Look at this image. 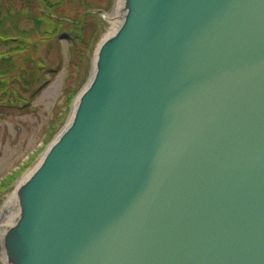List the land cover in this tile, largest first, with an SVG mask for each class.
Wrapping results in <instances>:
<instances>
[{
  "label": "water",
  "instance_id": "95a60500",
  "mask_svg": "<svg viewBox=\"0 0 264 264\" xmlns=\"http://www.w3.org/2000/svg\"><path fill=\"white\" fill-rule=\"evenodd\" d=\"M109 21L0 208V262L264 264V0H115Z\"/></svg>",
  "mask_w": 264,
  "mask_h": 264
},
{
  "label": "rangeland",
  "instance_id": "374dc122",
  "mask_svg": "<svg viewBox=\"0 0 264 264\" xmlns=\"http://www.w3.org/2000/svg\"><path fill=\"white\" fill-rule=\"evenodd\" d=\"M96 1L99 4H104L106 0ZM4 3L9 4V1L5 0ZM61 10L62 8L59 9L60 14ZM108 11L111 12L112 8ZM69 13L72 12L68 11L63 15ZM103 21L105 24L101 22L100 32L105 34L113 27V23L105 18ZM19 25L31 27L34 26V23L25 19L20 21ZM66 27L69 26L66 25ZM39 36L42 35H34L33 38L36 39ZM56 41L55 39H44L41 44L35 46V49L30 46L22 56L14 57L16 63L19 64L17 68L20 71H22V67H25L27 70L25 73L34 75L33 82L36 85L34 83L31 87L38 89V92L33 96L31 89L25 91L20 83L17 84L18 81H15L13 86L21 91L22 100H18L14 95L15 99L8 101L5 98L1 99L2 95H0V182L8 173L21 169L23 166H29L31 159L38 153L37 158L22 175L26 174L37 162L42 154L39 153L41 147L57 132V130H52L53 133L49 138L48 127L51 119L56 116V110L61 106V112L64 111L68 114L69 110L65 105L68 93L78 91L89 75L90 63L84 59V56L78 54L75 57L73 54L72 57L70 51L73 42L67 38H60L59 42ZM7 48L8 46L0 44V52L8 51ZM38 60L45 62L41 71L38 68ZM39 76L40 78L37 80ZM66 89H68L67 93ZM14 186H10L7 191L1 193L0 208ZM0 264L2 263L0 262Z\"/></svg>",
  "mask_w": 264,
  "mask_h": 264
},
{
  "label": "trees",
  "instance_id": "16d2710c",
  "mask_svg": "<svg viewBox=\"0 0 264 264\" xmlns=\"http://www.w3.org/2000/svg\"><path fill=\"white\" fill-rule=\"evenodd\" d=\"M4 1L0 0L1 44L9 46V42L14 41L16 43L12 47L14 50H22L28 47L29 44L35 48L40 42L38 40L34 41V35H43L50 39L62 31L77 30L78 33L70 39L73 42L72 55L75 54V57L78 54L83 55L88 62L90 59L89 52L100 35L102 25L100 17L91 10L109 9L112 4V0H107L105 5L99 4L96 0H19V2L8 0L9 4L4 3ZM26 8L28 9L26 10ZM60 8H62L61 14ZM68 11L72 13L63 15ZM25 19L31 20L34 26L21 27L19 22ZM66 25L69 27H66ZM12 37H15V40H11ZM18 66L19 64L12 56L5 59L0 58L1 99L5 97L12 98L14 95L21 97V91L13 86L14 82L18 81L17 84L20 83L22 89L27 91L34 79L33 74L25 73L27 71L25 67H22L23 69L20 71L17 68ZM29 69H32V67H29ZM67 92L68 89H66ZM76 92L77 90L68 93L65 102L66 107L69 106ZM60 107L56 110V116L50 121L48 127L50 131L49 138H51L53 131L58 130L66 114L64 111L61 112L62 107ZM48 141L46 140V143ZM24 168L25 166L6 175L3 181L0 182V195L10 187Z\"/></svg>",
  "mask_w": 264,
  "mask_h": 264
},
{
  "label": "flooded vegetation",
  "instance_id": "af4514ba",
  "mask_svg": "<svg viewBox=\"0 0 264 264\" xmlns=\"http://www.w3.org/2000/svg\"><path fill=\"white\" fill-rule=\"evenodd\" d=\"M1 45H3V46H6V45H4V44H1ZM12 45H13V41H10L9 42V46H8V48L7 49H9L7 52H8V54H10V53H14V50L12 49ZM5 52V51H4ZM4 52H0V58H3V57H5V53Z\"/></svg>",
  "mask_w": 264,
  "mask_h": 264
}]
</instances>
